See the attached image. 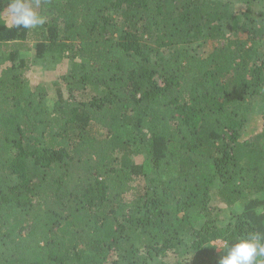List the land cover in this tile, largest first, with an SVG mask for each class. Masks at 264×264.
I'll return each instance as SVG.
<instances>
[{
  "label": "trees",
  "instance_id": "obj_1",
  "mask_svg": "<svg viewBox=\"0 0 264 264\" xmlns=\"http://www.w3.org/2000/svg\"><path fill=\"white\" fill-rule=\"evenodd\" d=\"M7 2L0 264H218L264 236V0H30V30Z\"/></svg>",
  "mask_w": 264,
  "mask_h": 264
},
{
  "label": "clouds",
  "instance_id": "obj_2",
  "mask_svg": "<svg viewBox=\"0 0 264 264\" xmlns=\"http://www.w3.org/2000/svg\"><path fill=\"white\" fill-rule=\"evenodd\" d=\"M5 11L8 13L5 27L30 30L45 23V18L35 10L30 0H8ZM0 19H3L2 15ZM222 248L225 254L219 258L218 264H264V236L259 233L241 237L236 242L225 239Z\"/></svg>",
  "mask_w": 264,
  "mask_h": 264
},
{
  "label": "rangeland",
  "instance_id": "obj_3",
  "mask_svg": "<svg viewBox=\"0 0 264 264\" xmlns=\"http://www.w3.org/2000/svg\"><path fill=\"white\" fill-rule=\"evenodd\" d=\"M199 50L200 49H198V51ZM39 71L43 74L44 77L42 79L39 75L38 76L34 75L33 77L35 78V80L42 79V80L49 81V80H52V79L56 78L57 75H58V72H50V71H47V70H44V71L43 70H39ZM34 78H33V80H34ZM262 128H263L262 116H261V114L259 112H257V113L254 112L253 115H252V118H251L250 127H249L248 131L246 132L245 137H253V136H255L257 133L261 132ZM217 244L222 246V242L218 241Z\"/></svg>",
  "mask_w": 264,
  "mask_h": 264
}]
</instances>
